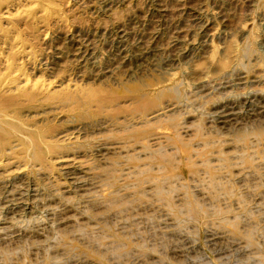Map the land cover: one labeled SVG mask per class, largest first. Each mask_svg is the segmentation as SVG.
Here are the masks:
<instances>
[{
  "label": "rangeland",
  "instance_id": "374dc122",
  "mask_svg": "<svg viewBox=\"0 0 264 264\" xmlns=\"http://www.w3.org/2000/svg\"><path fill=\"white\" fill-rule=\"evenodd\" d=\"M0 264H264V0L3 5Z\"/></svg>",
  "mask_w": 264,
  "mask_h": 264
},
{
  "label": "bare ground",
  "instance_id": "6f19581e",
  "mask_svg": "<svg viewBox=\"0 0 264 264\" xmlns=\"http://www.w3.org/2000/svg\"><path fill=\"white\" fill-rule=\"evenodd\" d=\"M9 3V0H0V9H2V6L3 5H6V4H8ZM8 6H6L5 8L6 9H9V8H7ZM2 11V10H1Z\"/></svg>",
  "mask_w": 264,
  "mask_h": 264
}]
</instances>
